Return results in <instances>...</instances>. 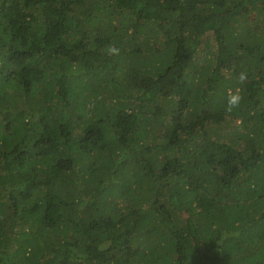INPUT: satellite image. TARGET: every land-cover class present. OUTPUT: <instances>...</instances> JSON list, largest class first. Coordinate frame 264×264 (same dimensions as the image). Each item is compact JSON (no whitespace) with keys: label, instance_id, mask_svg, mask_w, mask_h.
<instances>
[{"label":"trees","instance_id":"trees-1","mask_svg":"<svg viewBox=\"0 0 264 264\" xmlns=\"http://www.w3.org/2000/svg\"><path fill=\"white\" fill-rule=\"evenodd\" d=\"M0 264H264V0H0Z\"/></svg>","mask_w":264,"mask_h":264},{"label":"clouds","instance_id":"clouds-1","mask_svg":"<svg viewBox=\"0 0 264 264\" xmlns=\"http://www.w3.org/2000/svg\"><path fill=\"white\" fill-rule=\"evenodd\" d=\"M118 51L119 50L114 47L109 48V54H115V53H118ZM241 78L242 79L244 78L243 75ZM241 99L242 97L240 96L239 93L230 95L229 101H228V109L231 110L232 108L238 106Z\"/></svg>","mask_w":264,"mask_h":264}]
</instances>
